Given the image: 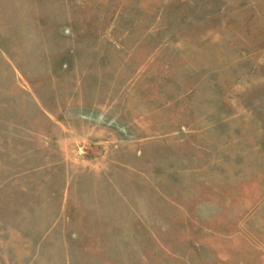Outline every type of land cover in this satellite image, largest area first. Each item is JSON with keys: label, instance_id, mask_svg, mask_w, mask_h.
Instances as JSON below:
<instances>
[{"label": "rangeland", "instance_id": "374dc122", "mask_svg": "<svg viewBox=\"0 0 264 264\" xmlns=\"http://www.w3.org/2000/svg\"><path fill=\"white\" fill-rule=\"evenodd\" d=\"M0 264H264V0H0Z\"/></svg>", "mask_w": 264, "mask_h": 264}]
</instances>
